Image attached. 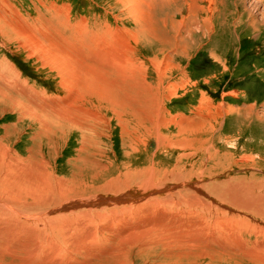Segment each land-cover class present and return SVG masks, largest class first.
<instances>
[{"label":"rangeland","instance_id":"obj_1","mask_svg":"<svg viewBox=\"0 0 264 264\" xmlns=\"http://www.w3.org/2000/svg\"><path fill=\"white\" fill-rule=\"evenodd\" d=\"M114 3L0 0V264H264V0Z\"/></svg>","mask_w":264,"mask_h":264},{"label":"bare ground","instance_id":"obj_2","mask_svg":"<svg viewBox=\"0 0 264 264\" xmlns=\"http://www.w3.org/2000/svg\"><path fill=\"white\" fill-rule=\"evenodd\" d=\"M207 1V11H208V13L210 14L211 12H212V7H213V0H206ZM257 3H261L263 0H255ZM146 2H147V0H146ZM189 2V1H188ZM139 4H142V5H146L145 4V0H115V3H114V7L116 8L117 6H119V5H124V6H127V7H129L130 8V10H129V13L130 14H132L133 15V13L134 14H142V15H140V16H143V12L141 13V12H139L140 10H139ZM200 4H202V3H200ZM139 5V6H138ZM191 4H189V6H190ZM187 6V5H186ZM192 6V5H191ZM144 8V7H143ZM202 8V7H201ZM188 9V8H187ZM200 9V8H199ZM144 11V10H143ZM178 11V10H177ZM189 11V10H188ZM260 11H263V10H260ZM197 14V13H196ZM137 16V15H136ZM155 16V15H154ZM208 16V15H207ZM210 17V16H209ZM139 18H141V17H139ZM211 19V18H210ZM262 21L264 22V13L262 14ZM139 21V20H138ZM209 19H208V17L206 18V20H205V22H204V25L205 24H208L209 22ZM210 24V23H209ZM212 24V23H211ZM3 25H5V24H3ZM9 25H10V23H9ZM128 25H129V23H128ZM205 27H207V25H205ZM209 27V26H208ZM252 27V26H251ZM250 27V28H251ZM139 28V27H138ZM210 28H212V26L210 25ZM19 29V28H18ZM137 30V29H136ZM135 30V31H136ZM143 30V29H142ZM25 31V30H24ZM128 31V30H127ZM133 32V31H132ZM140 32V31H139ZM151 32V31H150ZM212 32V31H211ZM129 33V32H128ZM134 33V32H133ZM149 36H151L150 35V33H148V32H146ZM136 34V33H135ZM33 35V34H32ZM128 35H130L131 36V33H129ZM143 35H144V33H143ZM146 35V34H145ZM129 36V37H130ZM133 36V35H132ZM35 37V36H34ZM124 37V36H123ZM126 37V36H125ZM137 38V37H136ZM34 39V38H33ZM32 38L31 39H28V41H29V43H30V45H32V44H34L33 46L36 48V46H37V44H35V43H37L38 41L37 40H39V39H34L33 40ZM52 39V38H51ZM33 40V41H32ZM50 40V39H49ZM93 40V39H92ZM97 40V39H96ZM95 40V41H96ZM99 40H101L100 38H99ZM132 40V39H131ZM148 41H151V39L148 37V39H147ZM32 41V42H31ZM127 41V40H126ZM54 42V41H53ZM94 42V41H93ZM100 42V41H99ZM103 42V41H102ZM39 43H41V42H39ZM51 43V42H50ZM111 43H114V44H110L111 46L112 45H115V46H117L119 49H112L113 51H111V52H109L108 50H107V48L106 47H103V46H100L99 44V48H98V50L100 51H95V50H92L89 54H94V56L95 55H97V57L98 56H100L99 54H101V55H103V56H101V57H104V60H103V65L104 66H107V67H113L114 69H116L117 71H123L124 70V64H125V59H124V56H123V49L122 48H124L123 47V45H121L120 43H118V40H114V41H111ZM45 44V43H44ZM103 43H101V45H102ZM124 44H125V42H124ZM126 44H127V42H126ZM125 44V45H126ZM40 45V44H39ZM108 45V44H107ZM109 46V45H108ZM41 47V46H40ZM113 48H114V46H112ZM116 47V48H117ZM41 48H43V47H41ZM44 49V48H43ZM41 50V49H40ZM50 52V51H49ZM81 52V51H80ZM127 52H128V50H126V54H127ZM82 53V52H81ZM81 53H79V54H81ZM133 54V53H132ZM78 55V54H77ZM81 55H84V56H86L85 54H81ZM78 56H80V55H78ZM84 56H80V57H76L77 58V60L78 59H80V62L78 61V63H80V64H84L85 65V62H83L85 59H84ZM93 56V57H94ZM106 56H108V58H106ZM140 56V55H139ZM71 57V56H70ZM97 57H95V58H97ZM99 58V57H98ZM97 58V59H98ZM89 59V58H88ZM92 59V58H91ZM97 59H95V60H97ZM133 59V58H132ZM99 60V59H98ZM97 60V61H98ZM128 60V59H127ZM136 60V59H135ZM88 61V60H87ZM91 61V60H90ZM90 61H89V63H90ZM132 61V60H131ZM73 62V61H72ZM92 62V61H91ZM93 62H95L96 63V61H94L93 60ZM87 64H86V66L88 65V62H86ZM98 64L100 63V62H97ZM80 64H78V65H80ZM70 65V64H69ZM57 66H59V65H57ZM63 67H64V65H63ZM62 67V68H63ZM66 67V66H65ZM59 68V67H58ZM137 68V67H136ZM66 69V68H65ZM129 69V68H128ZM158 69H159V67H158ZM165 69V68H164ZM132 70V69H131ZM137 70V69H136ZM129 71V70H128ZM133 71V70H132ZM135 71V70H134ZM130 72V71H129ZM140 73V72H139ZM68 74V73H67ZM130 74V73H129ZM140 75H138V77H139ZM130 79V78H129ZM103 80V79H102ZM138 92V91H137ZM97 97H98V100H100V101H98V103L100 104H103V101H108L109 100V103H110V101H111V99H112V96H110V95H97ZM104 103H106V102H104ZM108 103V102H107ZM108 103V104H109ZM113 103V102H112ZM114 104V103H113ZM30 112H28L27 114H29ZM77 113H79V112H77ZM48 115H51V119L50 118H48V119H50L51 120V122L52 121H57V122H63L62 120H64L63 118H61V117H59V116H57V117H55V118H53L54 117V115L52 114V113H50V114H48ZM106 120V119H105ZM76 124V123H75ZM75 124H70L71 126L72 125H75ZM238 196V195H237ZM110 199V198H109ZM84 200V199H83ZM89 200V199H88ZM113 200V201H112ZM112 200H108V199H105L104 201L102 200L101 202H103V203H109V202H120V201H122V198H113ZM91 201V200H90ZM95 201V200H94ZM100 203V201L98 200V201H96V202H94V203ZM82 203H85V204H82ZM87 203V204H86ZM88 203H89V201H79V202H77L76 203V205L75 206H72L71 208H66V207H61V208H59V207H57L56 209L54 208V209H51V210H45V211H47L46 212V214L47 215H54V214H61V213H63L64 214V212H66V211H68V210H72V209H78V208H80V207H83L84 208V206H88ZM82 204V205H81ZM61 205V204H60ZM94 205V204H93ZM92 205V202L90 203V206H93ZM101 205V204H100ZM95 206V205H94ZM98 206V205H97ZM107 207V206H106ZM86 208H88V207H86ZM93 208V207H92ZM91 210V209H90ZM44 211V210H43ZM76 211V210H75ZM27 212V211H26ZM14 214H17V211L16 212H14ZM21 214H22V212H21ZM21 214H20V216H21ZM72 214V213H71ZM33 217V216H32ZM31 217V218H32ZM36 217V216H35ZM42 217H43V215H42ZM41 217V218H42ZM59 217V216H58ZM22 218H24V217H22ZM21 218V219H22ZM81 218V217H80ZM25 219V218H24ZM38 219V218H37ZM54 219V218H53ZM27 220V219H26ZM32 220V219H31ZM35 220V219H34ZM29 221V220H28ZM28 221H26V222H28ZM52 220L50 219V221H48V223H50ZM84 221V220H83ZM31 222V221H30ZM35 223H33V224H37V225H40L41 227H45V228H47V229H45V230H47V231H49V236L48 235H45V237H43L42 235L41 236H37V238H36V240H35V246H36V248H39V249H42V248H45V247H47V248H49V250H50V253L52 252V253H55V252H57V254L59 253V254H62V255H67L68 254V252H77V249L73 246H71V247H69L67 250H64V251H62V249H59V247H57L56 245H55V241H54V239H56L54 236H52V235H54L55 234V232H54V230L55 231H59V232H61L62 231V234H63V232H64V230L65 229H67V228H65L67 225H69V223H62V224H54V225H52V226H54V227H52V226H48L47 224H44V222L42 221V220H35L34 221ZM87 222V221H86ZM85 222V223H86ZM42 224H43V226H42ZM25 225V224H24ZM32 226V225H31ZM40 226H38V227H40ZM72 226V225H71ZM74 227H75V225H74ZM143 227V226H142ZM70 228V227H69ZM74 229V228H73ZM87 229V228H86ZM24 230L25 229H19V231H21V232H17V234H19V235H23L24 236V239H26V241L27 240H30L31 241V239L33 238L32 237V235L29 233V231L28 230H26L27 232L25 233L24 232ZM69 230H71V229H69ZM83 230V229H82ZM13 232V231H12ZM15 234V233H14ZM57 234V233H56ZM65 234V233H64ZM12 235V234H11ZM57 235H61V234H57ZM62 236V235H61ZM64 236V235H63ZM98 237V234L95 232L94 233V231L93 232H88L85 236L83 235V237L81 238V240H85V241H95V239ZM12 238V237H11ZM18 238V237H17ZM19 239V238H18ZM78 239V238H77ZM25 241V242H26ZM75 241H77V240H75ZM74 242V241H73ZM81 243V242H80ZM74 245V244H73ZM261 247V246H260ZM82 248V247H81ZM114 249V248H113ZM263 249V248H262ZM48 251V250H47ZM116 252V251H115ZM114 252V253H115ZM122 252V251H121ZM78 253V252H77ZM53 255V254H52ZM54 255H56V254H54ZM86 255V254H85ZM110 255V254H109ZM93 256V255H92ZM91 255H90V257H92ZM47 257H49V258H51L52 256L51 255H47ZM54 257V256H53ZM56 257V256H55ZM69 259H70V257H68ZM85 258V257H84ZM122 258V257H121ZM88 259H89V255H88ZM87 259V260H88ZM68 260V259H67ZM76 262V261H75ZM88 262V261H87ZM83 263V262H82ZM65 264V263H64ZM75 264H81L80 263V261H77ZM128 264H129V262H128ZM130 264H134L133 262H130ZM260 264H261V262H260Z\"/></svg>","mask_w":264,"mask_h":264}]
</instances>
